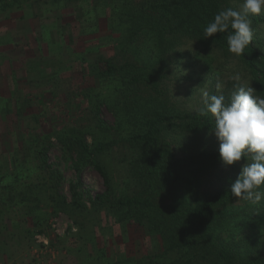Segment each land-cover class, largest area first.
<instances>
[{"label":"trees","instance_id":"1","mask_svg":"<svg viewBox=\"0 0 264 264\" xmlns=\"http://www.w3.org/2000/svg\"><path fill=\"white\" fill-rule=\"evenodd\" d=\"M22 1L5 0L4 7L10 8L14 3L21 6ZM242 3L243 0L122 2L116 17L126 25V49L127 45L134 44L144 35H156L161 39L158 56L153 67L149 66L148 59L134 53L119 60L102 54L95 56L90 70L96 83L99 79H117L121 83L114 88L108 109L116 118L125 121L129 130L108 140L93 138L92 142H88L87 135L76 128L54 134L71 159L76 176L75 182L69 184V200L59 194L62 175L48 161L50 135L44 134L45 140L35 139L38 134L30 138L34 142L30 145H34L31 148L37 166L49 181V186L40 188V191L49 190L45 195V208H51L47 217L64 212L78 227L83 228L84 224L79 219L84 212L116 209L127 221L132 217L133 222L142 227L146 237H149L154 253L144 254L138 259L125 257L107 264H264V199L253 205L233 197L230 192V185L241 166L251 162L250 156L242 157L241 161L232 165L222 164L219 143L211 129L214 126L211 114H199L201 102L195 109L176 106L167 85L172 63L169 53L176 48L177 42L193 39L205 42L225 58H235V69L243 71L248 81L251 80L255 94L264 97V53L257 47L262 45L258 30L254 31L257 41L252 40L242 56L229 52L228 33L217 32L211 37H204V27L218 11L224 8L240 10ZM251 21L253 29L263 27L264 15L252 16ZM200 72L205 80L211 69L203 67ZM208 83L206 88L209 93L219 94L215 91V78L210 76ZM225 83L220 92L229 97L235 81ZM80 98L92 106L94 104L92 116L96 120V128L101 132L113 128L107 126L99 115L100 105L105 100H99L91 90L80 92ZM7 111L10 112L9 107ZM175 141L188 144L187 149L176 152ZM111 149L120 150L116 158L125 169L130 191L123 196H116L112 177L100 159L104 152ZM86 166L94 168L104 185L100 193L90 195L86 192L90 206L83 200L80 189L82 171ZM217 169L223 174L221 179L206 185L207 176L211 177ZM9 173L0 174V204L13 190V182H4ZM259 190L264 192V185ZM185 192L189 196H185ZM38 193L34 192L33 197L36 207L40 201ZM19 195L23 200L29 198L23 192H15L9 198L11 206ZM46 212L44 210V214ZM150 212L157 215V222L149 218ZM32 218L35 231L44 233L45 230L39 227V217L34 215ZM157 234L166 242L160 253L154 241Z\"/></svg>","mask_w":264,"mask_h":264},{"label":"rangeland","instance_id":"2","mask_svg":"<svg viewBox=\"0 0 264 264\" xmlns=\"http://www.w3.org/2000/svg\"><path fill=\"white\" fill-rule=\"evenodd\" d=\"M123 1L24 0L21 6L14 3L8 8L4 7L5 0H0V174L10 171L4 182H13L9 197L0 204V264H107L154 253L142 227L132 217L124 219L116 209L84 212L79 219L83 228L64 212L47 217L51 208H45V195L49 190L40 188L49 186V181L38 168L31 148L34 145H30L34 143L30 141L33 134L41 137H36L37 140H45L44 134L50 135L48 161L62 175L59 194L69 200V184L75 182L76 176L71 159L54 136L61 130L76 128L92 142L93 138L108 140L129 130L127 123L108 109L120 81L99 79L96 83L91 64L99 54L119 60L134 53L148 59L153 67L161 39L147 34L126 49V25L116 17ZM255 30L262 42L257 47L264 53V26ZM253 41H257L255 34ZM175 47L169 53L172 63L167 85L180 108L198 107L201 90H207L210 76L215 78V91L218 86L222 90L237 72L243 77L242 83L248 82V76L235 69V58L223 57L205 42L184 39ZM203 67L211 69L205 80L200 76ZM86 90L105 100L99 115L112 129L101 132L96 128L92 116L94 104L80 98V92ZM173 146L176 152H182L188 144L175 141ZM118 152L119 149L108 150L100 159L112 177L116 196H123L130 189L125 169L116 158ZM222 176L218 169L214 170L204 183L210 186ZM82 182V197L90 206L86 192L90 195L102 192L103 181L93 167L86 166ZM15 192L29 195L28 200L20 199L19 195L11 206L9 198ZM34 192L40 197L37 207ZM184 195L189 196L186 192ZM34 215L39 217V227L44 233L35 231ZM149 218L153 222L159 219L151 212ZM157 235L154 241L160 253L166 242Z\"/></svg>","mask_w":264,"mask_h":264},{"label":"clouds","instance_id":"3","mask_svg":"<svg viewBox=\"0 0 264 264\" xmlns=\"http://www.w3.org/2000/svg\"><path fill=\"white\" fill-rule=\"evenodd\" d=\"M264 15V0H243L240 10L224 8L218 11L204 27V37L217 32L228 33L229 52L242 56L253 40L252 16ZM231 29V31H229ZM235 81L229 97L223 92L210 94L201 90V116L211 114L214 120L212 133L218 140L219 159L224 165H232L250 156L230 185L233 197L253 205L264 199L260 187L264 185V97L255 94L249 80L242 83L239 72L231 77Z\"/></svg>","mask_w":264,"mask_h":264}]
</instances>
